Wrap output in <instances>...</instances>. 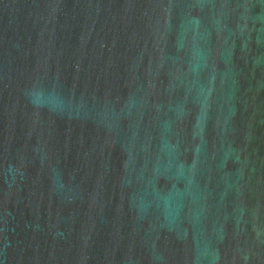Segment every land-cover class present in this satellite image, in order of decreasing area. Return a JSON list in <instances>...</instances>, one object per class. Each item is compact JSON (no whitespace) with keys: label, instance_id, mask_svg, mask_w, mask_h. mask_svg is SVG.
<instances>
[{"label":"water","instance_id":"obj_1","mask_svg":"<svg viewBox=\"0 0 264 264\" xmlns=\"http://www.w3.org/2000/svg\"><path fill=\"white\" fill-rule=\"evenodd\" d=\"M0 264H264V0H0Z\"/></svg>","mask_w":264,"mask_h":264}]
</instances>
